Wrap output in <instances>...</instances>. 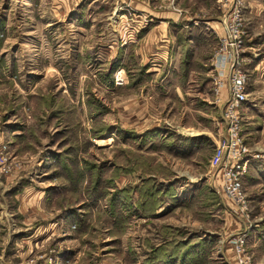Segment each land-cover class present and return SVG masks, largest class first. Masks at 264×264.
I'll list each match as a JSON object with an SVG mask.
<instances>
[{"label": "rangeland", "instance_id": "obj_1", "mask_svg": "<svg viewBox=\"0 0 264 264\" xmlns=\"http://www.w3.org/2000/svg\"><path fill=\"white\" fill-rule=\"evenodd\" d=\"M121 6L116 0H0V216L107 214L119 229L123 220L147 213L139 203L147 191L162 201L154 211L174 209L176 225H166L174 240L202 233L213 241L204 264L236 262L230 239L239 233L252 263L264 264V0H125ZM153 10L181 11L165 21L191 22L193 34L206 37L200 63H190L197 72L190 82L181 78L188 64L181 51L178 63L176 47L164 60L169 47L147 53L139 45L140 34L165 14ZM229 16L241 23L247 74L240 110V135L250 151L244 208L224 193L223 171L210 165L220 138L218 103L227 98L216 86L213 57ZM157 56L163 67L151 60ZM142 64L164 74L177 70L180 78L147 80ZM119 70L122 85L115 83ZM140 80L148 82L142 89ZM157 83L170 86L168 93L157 95ZM6 231L0 228L1 261H20L21 254L13 255L25 250L14 240L19 234L3 239ZM55 244L35 242L25 264L45 258L55 264Z\"/></svg>", "mask_w": 264, "mask_h": 264}, {"label": "crops", "instance_id": "obj_2", "mask_svg": "<svg viewBox=\"0 0 264 264\" xmlns=\"http://www.w3.org/2000/svg\"><path fill=\"white\" fill-rule=\"evenodd\" d=\"M153 12V15H155V13H163L164 11L153 10ZM164 13L165 14H163V16H160L161 21L155 22L156 24H150L148 28L144 30L142 34H140L141 36H139V45L146 46L144 50L147 53L149 52L148 47H150V51H152V48L155 49L154 47H156L157 45H162L166 49L167 47H169V50L167 51L169 54H171V56H167L164 60H168V58H171L173 56L172 52L176 47V56L179 55L178 63L182 61L180 57L183 53L185 54L186 51L190 56L188 60L186 59L188 70L187 72L182 73L181 78L185 81L187 80V82H190V80L195 76L194 75L193 77H191L192 73H197L194 70L196 68L191 67L190 63L191 61H195L198 64L200 63L201 58L198 57L197 52H202V42L205 43L206 37H200L193 34L191 30V22L177 24V22L165 21V19L171 18L173 21L177 20V18L180 17L181 11L169 10L165 11ZM182 31H184L182 34L183 37L181 36L180 38V35L178 36V32ZM144 41L146 43L148 42V45L144 44ZM149 42L151 44H149ZM180 51L182 52V54L179 53ZM122 53L124 54V51ZM155 59L157 60V62H159V66L163 67V65L161 64L163 60L158 56L155 58H151V60ZM158 59H160V61H158ZM144 61L146 60L144 59L143 62ZM202 67H205V64ZM142 68L143 78H147V80H156L160 78L162 80H165L166 78H169L170 75H175L177 80L178 78H180L181 74V72L179 73L177 70L173 71V73L166 72L164 74L162 70L158 71V68H151L146 64H142ZM224 70L225 72H227L228 66L225 67ZM198 78L200 77L198 76ZM143 83L148 84L147 81L143 82L140 80V82L138 83V89L143 88V86H141ZM158 83V87L156 88L155 93L157 95H159L160 93H168V90L166 92L164 90L168 86H166V84L164 83V85H162L164 88H162ZM171 87H173V91L177 93H179V90H181V88L177 85ZM183 87L185 91L186 86ZM133 88L136 87L133 86ZM168 88H170V86ZM221 88H224L227 92L225 85ZM200 89H202V91L204 92L203 89L205 88ZM219 101H221V99H219ZM223 103L224 102H222V104L218 103L219 111L222 110L221 105L223 106ZM253 105L258 106V109L261 110V106L259 103H253ZM261 112L264 113V108ZM146 123L147 122H136L133 124L131 122H126V125H145ZM260 142H262L264 145V136L261 138ZM261 161L264 163V160ZM262 171L264 172V169ZM179 207L180 206H178V208ZM163 208L164 205L159 206L157 211L153 212H157L155 215L153 213H144L143 215H137L135 220H123V225L119 229H117L116 225H114L116 223L114 221L115 218H107V214L88 216L84 215L80 217L81 219H79L78 217L71 218L67 216L57 215H40L39 217H30V220H26L24 218L23 220L15 218L12 215L8 216L6 214H3L0 216V228L7 230L3 235V239H9L10 237L8 235L10 234L11 236L14 234H19V236H23L21 237L22 239L18 236L14 240H16V242L23 243L22 245L25 250L23 252L17 251L18 253L13 254L15 256L21 254L22 258H20V261L3 262L1 261V255L0 261L2 262V264H25L27 260L26 257L29 256L31 251L34 249L35 242H39V244L41 245H46L49 240H53L56 241L55 247L51 246L56 249L54 255L55 264H147L150 261V255H152V253L160 248L166 241H170L172 239L171 236L165 234L164 227L166 225H176L173 223L172 216L170 215L172 214L170 212H173L174 209H166L163 213ZM38 220H42L40 222V226L38 228L32 229L31 223ZM19 223H27V225L22 227ZM72 223H80V225H78L75 229H72ZM155 225H159L156 238L152 236V231H154L153 229H155ZM25 231H29V233L24 235ZM196 235L200 236L201 238H204L206 236L202 233H196ZM115 238L119 239V245L114 246V244L111 243L107 244V242H111ZM47 254L48 253L46 251V253H44L43 255L45 256ZM41 264L49 263L45 258L43 259ZM152 264L162 263L160 261H154ZM174 264H178V260L175 261Z\"/></svg>", "mask_w": 264, "mask_h": 264}, {"label": "built area", "instance_id": "obj_3", "mask_svg": "<svg viewBox=\"0 0 264 264\" xmlns=\"http://www.w3.org/2000/svg\"><path fill=\"white\" fill-rule=\"evenodd\" d=\"M124 2L125 0H116L118 10L123 8L121 4ZM237 12L234 11L235 14ZM224 26L226 34L221 38L219 49L215 52L213 60L216 86L219 88L225 85L227 98L223 103L220 116V138L210 159V165L212 168L223 171L224 193L244 208L246 198L242 178L247 172V156L250 155V151L240 135V110L242 103L247 98L245 91L247 74L241 64V53L244 51L242 47L243 31L241 23L231 17L224 21ZM141 30L138 27L131 30V32L139 33ZM131 36L133 34H130L127 40L130 41ZM227 66L228 71L225 72L224 68ZM124 82L125 73H123V70L117 71L115 83L122 85ZM244 238L245 234L239 233L236 237L230 239L237 256L236 262L232 264H253L245 249Z\"/></svg>", "mask_w": 264, "mask_h": 264}, {"label": "trees", "instance_id": "obj_4", "mask_svg": "<svg viewBox=\"0 0 264 264\" xmlns=\"http://www.w3.org/2000/svg\"><path fill=\"white\" fill-rule=\"evenodd\" d=\"M189 57L190 56L185 51V58L188 60ZM159 188V186H156L155 190ZM149 193L150 192L147 193V191H145L139 203L142 207L145 205L146 208H148L145 210L147 213H153L154 208L162 201L155 198L158 195L157 193ZM164 229L165 234L172 236V228L165 226ZM189 237V240L186 241H177L176 238L174 240L172 237L170 241H166L160 248L152 253L150 261L147 264H152L154 261H160L162 264H174L177 260L178 264H204L209 257V245H211L213 241L207 237L201 238L196 234Z\"/></svg>", "mask_w": 264, "mask_h": 264}]
</instances>
